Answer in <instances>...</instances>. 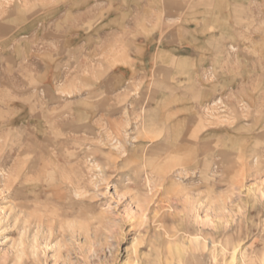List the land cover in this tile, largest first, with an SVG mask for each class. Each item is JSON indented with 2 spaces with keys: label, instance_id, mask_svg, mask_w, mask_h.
<instances>
[{
  "label": "rangeland",
  "instance_id": "374dc122",
  "mask_svg": "<svg viewBox=\"0 0 264 264\" xmlns=\"http://www.w3.org/2000/svg\"><path fill=\"white\" fill-rule=\"evenodd\" d=\"M47 2L65 0H0V16ZM247 20L208 46L244 87L174 106L151 91L74 109L0 84V264H262L264 0Z\"/></svg>",
  "mask_w": 264,
  "mask_h": 264
},
{
  "label": "crops",
  "instance_id": "0c3cea01",
  "mask_svg": "<svg viewBox=\"0 0 264 264\" xmlns=\"http://www.w3.org/2000/svg\"><path fill=\"white\" fill-rule=\"evenodd\" d=\"M248 12L249 0H65L9 8L0 16V84L44 91L74 109L91 108L98 96L107 107L137 105L151 91L174 106L210 87L231 91L238 77L242 88L247 74L224 63L231 54L208 46L224 47L226 29L243 26Z\"/></svg>",
  "mask_w": 264,
  "mask_h": 264
},
{
  "label": "bare ground",
  "instance_id": "6f19581e",
  "mask_svg": "<svg viewBox=\"0 0 264 264\" xmlns=\"http://www.w3.org/2000/svg\"><path fill=\"white\" fill-rule=\"evenodd\" d=\"M120 49V48H119ZM94 74V73H93ZM83 82V81H82ZM72 88H73V86H72ZM80 91V90H79ZM234 249H237V248H234ZM235 253V252H234ZM259 257H257V258H255V259H257V260H259L262 264H263V262H264V254H262L261 256L260 255H258ZM254 260V259H253ZM255 262V264H256V261H252V263H254ZM258 262V261H257Z\"/></svg>",
  "mask_w": 264,
  "mask_h": 264
}]
</instances>
